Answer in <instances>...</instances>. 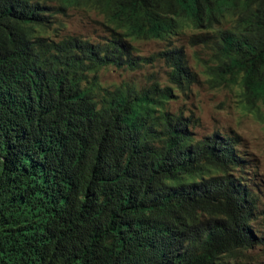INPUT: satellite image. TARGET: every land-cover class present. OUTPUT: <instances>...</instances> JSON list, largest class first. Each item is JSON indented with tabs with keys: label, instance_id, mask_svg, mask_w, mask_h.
I'll use <instances>...</instances> for the list:
<instances>
[{
	"label": "trees",
	"instance_id": "16d2710c",
	"mask_svg": "<svg viewBox=\"0 0 264 264\" xmlns=\"http://www.w3.org/2000/svg\"><path fill=\"white\" fill-rule=\"evenodd\" d=\"M72 11L105 36L63 34ZM189 29L207 83L264 120V0H0V264H263L235 142L168 108L197 82L182 49L131 50ZM160 61L165 85L99 81Z\"/></svg>",
	"mask_w": 264,
	"mask_h": 264
},
{
	"label": "rangeland",
	"instance_id": "374dc122",
	"mask_svg": "<svg viewBox=\"0 0 264 264\" xmlns=\"http://www.w3.org/2000/svg\"><path fill=\"white\" fill-rule=\"evenodd\" d=\"M66 19L63 34H75L91 42H97L106 34L101 16L97 13L70 12ZM50 34H55L53 28L50 29ZM189 34L190 32L175 37L171 45L182 49L189 65L188 71L197 82L189 92L178 93L169 102L168 108L171 112L181 113L183 117L196 121L191 127L196 139L218 134L235 142L236 149L246 162V169L240 168L241 174L259 198L257 220L253 227L264 239V120L242 108L236 86L214 88L207 83L203 63L200 62L203 59H195L198 54L203 55L202 50L207 52L200 43L191 45ZM130 45L134 56L143 58H149L165 48L164 42L160 40H133ZM168 72V67L161 61L146 64L136 71L108 67L100 71L99 81L109 89L123 82L143 84L151 79H157L161 85H165ZM249 253L264 264V242Z\"/></svg>",
	"mask_w": 264,
	"mask_h": 264
},
{
	"label": "clouds",
	"instance_id": "9594fccd",
	"mask_svg": "<svg viewBox=\"0 0 264 264\" xmlns=\"http://www.w3.org/2000/svg\"><path fill=\"white\" fill-rule=\"evenodd\" d=\"M73 12V11H72ZM190 32V34H189V43H190V39H191V37H196V34L198 33V31H194L193 29H189L188 31H185L183 34L184 35H187L188 33ZM180 36V35H179ZM194 40H195V43L194 44H197V43H199V41H198V39L197 38H194ZM172 48H176V47H174L173 45H171L170 47H165L164 49H172ZM163 49V50H164ZM176 49H179V48H176ZM188 63V62H187ZM189 66V65H188Z\"/></svg>",
	"mask_w": 264,
	"mask_h": 264
}]
</instances>
